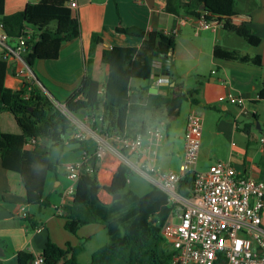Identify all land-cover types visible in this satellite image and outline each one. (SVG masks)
Returning <instances> with one entry per match:
<instances>
[{
	"label": "crops",
	"instance_id": "obj_1",
	"mask_svg": "<svg viewBox=\"0 0 264 264\" xmlns=\"http://www.w3.org/2000/svg\"><path fill=\"white\" fill-rule=\"evenodd\" d=\"M37 1L4 0L3 11L11 13ZM75 1L77 7L73 14L79 20V36L61 43L56 59H37L28 65L22 53L10 54L4 79L6 86L18 89L23 80L32 78L55 103L63 105L86 75L90 93L99 96L108 73V65L101 60L104 49L112 46L139 47L144 38L155 41L157 35L163 33L173 36L174 46L165 54L156 51L166 55L168 62L155 60L148 79H130V94H134V102H138L145 93L169 94L197 87L195 96L199 103L185 100L176 116H162L158 123L150 121L148 111L142 118L137 117L131 122V127L136 129L144 123L146 129L159 128L162 136L155 144L151 137L145 135L143 145L134 151L123 149L115 136L99 132L93 126V117L88 111L66 112L73 128L65 138H70L72 133L79 134L78 138L85 142V150L80 146L64 149V144L68 143L66 139L63 145L49 144L50 159L58 162L56 169L48 171L44 180L42 196L49 199V206L26 203L20 174L5 168L0 158L2 264H16L15 254L21 249L35 256L41 255L48 240L59 246L81 243L82 248L76 255L78 260L79 254L86 249V243L105 230L99 222L83 224L74 233L64 228V206L71 200L75 187L66 166L79 162L86 151L99 153L97 178L101 186L111 183L113 173L122 163L129 166L132 174L147 170L149 162L156 170H177L183 156V133L190 112H196L202 119L198 154V160L202 156L201 169L221 160L229 162L240 175L260 178L259 158L264 153L261 141L264 138V99L258 100L257 96L264 80V0H235V10L230 15L232 23L249 28L259 38L256 44L224 30L216 16L208 20L210 26L196 28L197 17L190 18L180 6L187 0ZM183 18L189 19L180 24ZM117 26L139 28L143 36L120 32ZM216 45L240 54L258 55L260 64L215 55L213 49ZM2 53L0 48V56ZM164 76L168 82L157 81ZM228 94L244 99L242 107L245 112L228 100ZM9 113L0 112V130L18 132L19 127ZM208 124H212L210 140L203 137ZM132 174L128 177L127 187L136 192L134 185H130ZM142 176L150 183L144 192L157 186L152 177ZM98 196L105 203L113 200V195L103 188L98 191ZM24 214L36 222L34 228L29 227Z\"/></svg>",
	"mask_w": 264,
	"mask_h": 264
},
{
	"label": "trees",
	"instance_id": "obj_2",
	"mask_svg": "<svg viewBox=\"0 0 264 264\" xmlns=\"http://www.w3.org/2000/svg\"><path fill=\"white\" fill-rule=\"evenodd\" d=\"M3 1L0 0L2 30L12 42L21 35L25 37L23 58L28 65L37 59H56L61 43L80 34L78 17L66 4L68 0H38L11 13L3 11ZM180 6L185 14L194 17L209 20L216 16L224 30L237 34L250 44L259 41L249 28L232 23L230 15L235 10V0H187ZM24 29H28V33H24ZM116 29L143 36L139 28L117 26ZM173 46L171 34L159 33L155 41L144 38L139 47L112 46L104 49L101 60L108 65V73L102 94L90 93L89 80L84 75L79 86L64 101L66 110L72 113L82 109L88 111L93 117V126L105 135L133 137L144 132L146 125L140 123L134 129L131 122L137 117L142 118L147 111L150 121L158 123L162 116H176L185 100L198 104L195 96L197 87L169 94L145 93L138 102L130 101V79H148L152 73L154 50L165 54ZM213 52L226 59L260 64L258 55L240 54L218 45ZM7 69V60L0 57V112L9 111L19 131L0 130L2 165L20 174L26 203L49 206V199L42 196L44 180L46 173L55 170L58 165L50 159L49 144L63 145L66 135L72 132L73 124L66 112L35 80H23L18 89L6 86ZM257 99H264V80ZM31 138L40 141L26 147ZM66 141L79 142V148L85 150V142L80 138H67ZM97 160L94 152L86 151L71 200L64 206V228L67 231L74 233L81 225L90 222H99L104 226L106 240L91 253L87 264H169L173 251L161 232L174 209L167 194L155 185L142 194L128 188L127 181L132 171L124 163L113 173L111 183L101 186L97 178ZM259 166L260 178L264 180V153L259 158ZM192 183V174L183 175L178 182V192L189 194ZM101 188L111 195L119 194V197L105 203L98 196ZM23 218L30 228L36 226L27 214ZM81 248V243L59 246L48 240L41 252L40 264H83L76 257ZM34 257L33 253L21 249L15 254L16 264H33ZM214 264L226 263L217 260Z\"/></svg>",
	"mask_w": 264,
	"mask_h": 264
},
{
	"label": "built area",
	"instance_id": "obj_3",
	"mask_svg": "<svg viewBox=\"0 0 264 264\" xmlns=\"http://www.w3.org/2000/svg\"><path fill=\"white\" fill-rule=\"evenodd\" d=\"M67 5L75 9V0ZM190 18H193L189 15ZM189 18L180 20L183 24ZM210 22L203 17L196 18V28L208 27ZM0 24V57L24 53L23 35L11 41ZM28 33V29H24ZM175 32V31H174ZM30 78L27 82H31ZM158 82H168L167 77H159ZM228 100L243 106L244 99L232 94ZM55 102V101H54ZM62 111L64 105L55 103ZM202 134V119L196 112H190L183 133V156L177 170H156L147 163V170L140 173L152 177L173 204L174 209L162 227V235L173 253L169 264H214L217 260L226 264H264V180L252 175H240L226 161H215L204 170L197 169V160ZM148 135L153 143L160 140L159 128H148L133 137L114 135L123 149L138 150L143 145V137ZM79 134H70V138ZM37 141L31 138L25 146L31 147ZM264 143V138H261ZM98 157L99 153H95ZM81 160L68 164V176L76 181ZM192 174L193 183L189 194L178 192L179 179ZM153 175V176H152ZM237 241L240 242L237 247ZM33 264H40L42 256L36 255Z\"/></svg>",
	"mask_w": 264,
	"mask_h": 264
},
{
	"label": "rangeland",
	"instance_id": "obj_4",
	"mask_svg": "<svg viewBox=\"0 0 264 264\" xmlns=\"http://www.w3.org/2000/svg\"><path fill=\"white\" fill-rule=\"evenodd\" d=\"M240 40H241V42H244L242 38ZM9 114H11V113H9ZM10 116H12L11 118H13V120L15 122L13 115L11 114ZM15 124H16V122H15ZM211 131H212V124H208V127L207 128L205 127V129L203 130V137H205V139H207V140H210L211 134H212ZM201 159H202V156L199 158V160H197V166L196 167L198 170H204V169H201ZM131 178L132 179H131L130 185H132V186L134 185L135 191L138 193H142L147 188L150 187V183L141 174L133 173ZM105 239H106L105 231L103 233H101V235L97 234L96 237H94L93 239H91L90 241H88L86 243V249L79 254L78 260L81 263L87 264L90 260L91 251H93L94 249H97L100 245H102L104 243Z\"/></svg>",
	"mask_w": 264,
	"mask_h": 264
},
{
	"label": "water",
	"instance_id": "obj_5",
	"mask_svg": "<svg viewBox=\"0 0 264 264\" xmlns=\"http://www.w3.org/2000/svg\"><path fill=\"white\" fill-rule=\"evenodd\" d=\"M203 6V5H201ZM157 60V61H162L163 63H167L168 62V59H167V56L166 55H162V54H159L156 50H154L153 52V67H154V61ZM164 67H166V65L164 64L163 65ZM152 71H153V68H152ZM164 77H167V76H164ZM133 95L134 94H130V101L131 102H134L135 100L133 99ZM64 105V104H63ZM65 108V106H64ZM66 109V108H65ZM80 146V143L79 142H68L66 144H64V149H70V148H75V147H78ZM119 197V194H115L113 195V199H116ZM3 254V250L2 248L0 247V256Z\"/></svg>",
	"mask_w": 264,
	"mask_h": 264
},
{
	"label": "snow or ice",
	"instance_id": "obj_6",
	"mask_svg": "<svg viewBox=\"0 0 264 264\" xmlns=\"http://www.w3.org/2000/svg\"><path fill=\"white\" fill-rule=\"evenodd\" d=\"M239 244H240V242H239V241H237V247H239Z\"/></svg>",
	"mask_w": 264,
	"mask_h": 264
}]
</instances>
